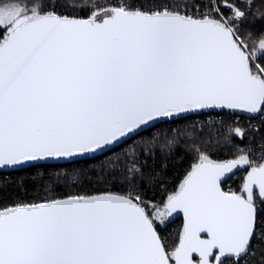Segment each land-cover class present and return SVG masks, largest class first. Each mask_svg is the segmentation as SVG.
Wrapping results in <instances>:
<instances>
[{
	"label": "water",
	"instance_id": "1",
	"mask_svg": "<svg viewBox=\"0 0 264 264\" xmlns=\"http://www.w3.org/2000/svg\"><path fill=\"white\" fill-rule=\"evenodd\" d=\"M264 76L221 20L116 9L101 18L18 17L0 41V171L97 156L164 121L257 116ZM202 155L165 206L182 218L169 252L136 200L99 193L0 209V264H220L251 244L264 159Z\"/></svg>",
	"mask_w": 264,
	"mask_h": 264
},
{
	"label": "trees",
	"instance_id": "2",
	"mask_svg": "<svg viewBox=\"0 0 264 264\" xmlns=\"http://www.w3.org/2000/svg\"><path fill=\"white\" fill-rule=\"evenodd\" d=\"M7 0H0V2ZM28 7H37L38 14L51 11L69 16L87 17L92 4L105 0H22ZM138 2L143 11L151 0ZM237 5L242 14L235 31L251 56L254 70L264 75V0H218ZM154 2H158L155 0ZM168 10L208 4L211 0H165ZM8 27L0 25V39ZM190 116L164 121L145 129L130 139L93 157L63 163H42L25 168L0 171V209L34 204L69 196L99 193L123 194L150 208L165 205L179 181L202 156L216 159L236 158L248 153L264 154V121L238 127L229 116L221 121L188 123ZM177 125V126H176ZM176 126V129L173 128ZM189 135V136H188ZM261 165V162L258 166ZM255 167L237 170L222 183L239 192L246 175ZM252 202L264 201L257 189L245 193ZM182 218L171 214L157 232L171 252L176 246ZM220 264H264V210L258 212L253 240L246 253L223 259Z\"/></svg>",
	"mask_w": 264,
	"mask_h": 264
},
{
	"label": "built area",
	"instance_id": "3",
	"mask_svg": "<svg viewBox=\"0 0 264 264\" xmlns=\"http://www.w3.org/2000/svg\"><path fill=\"white\" fill-rule=\"evenodd\" d=\"M154 1L155 0H151L152 5L143 11L145 12L170 11L168 10V5L166 4L165 0H158V2H154ZM138 5H139L138 2H132L131 0H105L101 8H105V10L107 11H114L116 9L141 10L138 7ZM51 10H53L54 12L55 9L52 8ZM172 12H178V13H182V14H185L191 17H197V18H216V19L221 20L232 31H234V27L232 25L231 19H232V16L236 13V11L232 7V5L228 3H222L219 6L216 3V1H214L213 6H210L209 4L195 5L194 7L192 6L182 7L181 6ZM225 115L229 116V120H231L232 124H237L238 127L250 126L256 122H263L264 121V102H263V107L261 108V111L257 116H246V115H242L238 113H233L227 110H217V111L194 113V114H190L187 116H190V118L188 119V123L201 124L203 122L213 123L214 121H221L222 119H224ZM176 126H173V128L176 129ZM246 155L248 156V165L250 167H257L260 164V162H262V160L264 159V154H263V151L261 150H259L257 154L248 153ZM225 190L231 191V187L229 185H226ZM69 197H76V196H69ZM254 205H255L257 214L258 212H261L262 210H264V206L261 202L257 201L254 203ZM140 206L142 207V205ZM246 250L243 251L238 256L245 254Z\"/></svg>",
	"mask_w": 264,
	"mask_h": 264
},
{
	"label": "rangeland",
	"instance_id": "4",
	"mask_svg": "<svg viewBox=\"0 0 264 264\" xmlns=\"http://www.w3.org/2000/svg\"><path fill=\"white\" fill-rule=\"evenodd\" d=\"M214 1L220 6L222 3H228L231 4L236 13L232 16L231 22L234 27V33L238 26V21L240 19V16L242 14L241 9L230 2L227 1H218V0H211L210 3H208L210 6H213ZM104 1L100 2V5L98 4H92L91 10L89 12V15L87 18L95 16L97 18H101L105 15H108L112 13L113 11H107L105 8H101L103 6ZM179 8V7H178ZM53 12V10L49 11ZM55 12V10H54ZM57 13V12H55ZM38 14L37 7H28L25 2L22 0H7L0 2V25L1 26H7L10 27L12 23L21 16H36ZM65 15V14H63ZM238 17V18H236ZM6 35V34H5ZM2 39V38H1ZM0 39V41H1ZM244 46V44H242ZM245 48V47H244ZM247 54L248 51L246 50ZM250 56V55H249ZM251 59V56H250ZM260 71V70H258ZM261 72V71H260ZM262 73V72H261ZM263 75V74H262ZM264 76V75H263ZM144 211L146 212L147 216L150 218V220L153 222V224L156 227V224H162L167 219L166 214V206L165 205H159V204H151L150 208L147 209V206H142Z\"/></svg>",
	"mask_w": 264,
	"mask_h": 264
},
{
	"label": "flooded vegetation",
	"instance_id": "5",
	"mask_svg": "<svg viewBox=\"0 0 264 264\" xmlns=\"http://www.w3.org/2000/svg\"><path fill=\"white\" fill-rule=\"evenodd\" d=\"M13 24V23H12ZM263 161V160H262ZM262 163V162H261ZM259 166H257V167H255V168H258ZM232 176V175H231ZM230 176V177H231ZM223 186V185H222ZM224 188V187H223ZM225 189V188H224ZM256 189V187H254L253 189H251V190H255ZM251 190H249V191H251ZM228 192H235V191H233V190H231V191H228ZM248 198L250 199V193H248ZM251 200V199H250ZM255 202H253V204H254ZM255 206V205H254ZM166 209H167V211H166V214H167V216L169 217L171 214L173 215L174 213H172L171 212V210L168 208V207H166ZM257 213V212H256ZM256 220H257V218H256ZM237 257V256H236Z\"/></svg>",
	"mask_w": 264,
	"mask_h": 264
}]
</instances>
